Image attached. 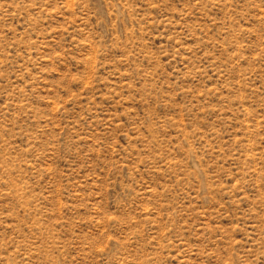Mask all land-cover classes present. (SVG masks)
I'll return each mask as SVG.
<instances>
[{"label":"rangeland","instance_id":"1","mask_svg":"<svg viewBox=\"0 0 264 264\" xmlns=\"http://www.w3.org/2000/svg\"><path fill=\"white\" fill-rule=\"evenodd\" d=\"M0 264H264V0H0Z\"/></svg>","mask_w":264,"mask_h":264}]
</instances>
